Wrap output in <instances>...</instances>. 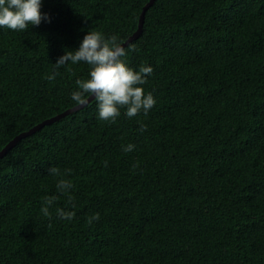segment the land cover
<instances>
[{"label":"trees","instance_id":"1","mask_svg":"<svg viewBox=\"0 0 264 264\" xmlns=\"http://www.w3.org/2000/svg\"><path fill=\"white\" fill-rule=\"evenodd\" d=\"M149 1L42 0L50 22L0 28V153L77 106L89 67L49 81L57 58L91 29L124 43ZM130 45L125 62L153 69L147 115L100 121L92 100L0 157V264H264V0H157Z\"/></svg>","mask_w":264,"mask_h":264},{"label":"clouds","instance_id":"2","mask_svg":"<svg viewBox=\"0 0 264 264\" xmlns=\"http://www.w3.org/2000/svg\"><path fill=\"white\" fill-rule=\"evenodd\" d=\"M42 0H0V28L12 32H25L29 27H38L42 21L50 22V17L42 13ZM118 35L106 37L100 31L91 29L84 35L76 50H65L53 65L54 71L46 77L53 81L60 75L59 69L67 65L86 64L89 67L86 79H77L76 89L71 93L70 99L75 105L85 106L88 98L92 97L97 107V119L104 122L115 123L121 116V110L128 119H133L141 113H147L155 106L156 100L152 92H146L143 85L147 84L153 69L141 65L139 69L130 67L124 57L128 51H136L134 45L126 50L122 47ZM140 131H146V126L141 125ZM134 145L123 146L124 152H130ZM105 166L107 163L105 162ZM138 167V165L133 166ZM48 174L56 180V191L61 195H69L73 189L72 182L65 178L70 175V170L61 173L57 166H50ZM58 197L56 195L42 198L41 213L51 218L53 205ZM71 197L69 200L71 202ZM74 208L75 205L72 204ZM55 214L62 220L71 221L74 211H65L56 208ZM99 213L89 216L88 225L99 221Z\"/></svg>","mask_w":264,"mask_h":264},{"label":"water","instance_id":"3","mask_svg":"<svg viewBox=\"0 0 264 264\" xmlns=\"http://www.w3.org/2000/svg\"><path fill=\"white\" fill-rule=\"evenodd\" d=\"M157 0H150L148 3H147V5L144 7V10H143V12H142V14H141V17H140V23H139V28H138V30L135 32V34L134 35H132L127 41H125L124 43H122V47H126L129 43H131L132 41H134L135 39H137L140 35H141V33H142V31H143V25H144V20H145V15H146V12H147V10L151 7V6H153L154 4H155V2H156ZM92 100H94L92 97H89L88 98V104L92 101ZM87 104V105H88ZM86 106V105H85ZM82 107H84V106H75V107H73V108H71V109H69V110H67L66 112H64V113H62V114H60V115H57V116H55V117H53V118H50V119H48V120H45L44 122H42V123H40V124H38V125H36L35 127H33L32 129H30L29 131H26V132H23V133H21L20 135H18L15 139H13L5 148H4V150L0 153V157H2V156H4L7 152H8V150L9 149H11L12 147H14L22 138H24V137H26V136H28V135H30V134H33L34 132H36V131H38L39 129H41L42 127H44L45 125H47V124H50V123H53V122H55V121H57V120H59V119H61L62 117H64V116H66V115H68V114H70V113H72V112H74V111H76V110H79V109H81Z\"/></svg>","mask_w":264,"mask_h":264}]
</instances>
